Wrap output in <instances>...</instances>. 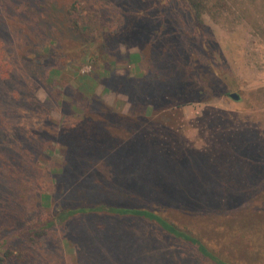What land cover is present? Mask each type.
Listing matches in <instances>:
<instances>
[{
	"label": "rangeland",
	"instance_id": "rangeland-1",
	"mask_svg": "<svg viewBox=\"0 0 264 264\" xmlns=\"http://www.w3.org/2000/svg\"><path fill=\"white\" fill-rule=\"evenodd\" d=\"M229 4L0 0L1 264H264V0Z\"/></svg>",
	"mask_w": 264,
	"mask_h": 264
},
{
	"label": "trees",
	"instance_id": "trees-1",
	"mask_svg": "<svg viewBox=\"0 0 264 264\" xmlns=\"http://www.w3.org/2000/svg\"><path fill=\"white\" fill-rule=\"evenodd\" d=\"M188 1H189V5H190L191 10L199 18H202V15L205 12L211 13L215 18L216 17L221 18L224 16L225 13H229V11L231 10L230 9L231 6L229 4L230 0H188ZM78 5H79V3H76V2L74 4H72L71 13L73 11L77 10ZM263 12H264V9H263ZM75 25L79 26L80 22L76 21ZM11 69H12V65L10 64V62L8 60H5L4 56L1 55L0 56V75H5V76L9 75L11 72ZM240 128H238V130L237 129H235V130H237L241 135L237 132H233V136H235L237 133V135L235 136V138L237 140H234V141L232 140L230 143V145L233 147L232 153L235 154V156L233 157V159L231 161L232 166H235V163L241 159L245 160L241 156V154H238V151L241 150L242 145L239 147V145H237V143H239V141H242V142L244 141L246 143V145H250V144H253V142H254V133L252 132L253 128L244 127V126H242ZM246 135L248 138L246 137ZM253 153H254V151H253ZM240 163H242L243 166L250 164V162H247L246 160H245V162L240 161ZM249 182H251V181L248 180L246 183H249ZM216 194L218 196L220 195V193H216ZM94 211L101 212V213L113 212V213H116L117 215H122V216L127 215V214L143 216V217L145 216V217H148L152 220H155L166 231L171 232L172 234L184 237L185 239H189L190 242H191V240L195 241L191 238L190 235L186 234L185 232L178 230L173 224L168 222L166 219H164L160 215H158L152 211H149V210L128 209V208H112V210L111 209H104V208H91L90 209V212H94ZM72 213H75V212L70 211L67 213V216L69 217ZM225 215L226 214L222 213V217H224ZM63 218L67 219V217H65V216ZM219 218H221V217L218 216L217 213H211V216L207 217V221L208 222L213 221L217 225L222 226V222H220L218 220ZM252 219H254V216ZM247 225L250 228L254 229L255 231H259L261 229L260 225L257 223V220L251 221V220L243 219L242 226H241V229L244 228L242 230L243 232H245V228ZM41 232H42V230L38 232V235ZM222 234H224L226 237L230 238L231 239L230 241L232 243L239 242V240H240L239 238L235 237L232 234L230 229H224L223 228ZM200 249L202 250V253L205 256H207L211 260H214V262H216L217 264H222L220 261H218L216 259L215 255H213L205 246L200 245ZM6 257H7V252H5L3 255H0V264L3 261H5Z\"/></svg>",
	"mask_w": 264,
	"mask_h": 264
},
{
	"label": "water",
	"instance_id": "water-1",
	"mask_svg": "<svg viewBox=\"0 0 264 264\" xmlns=\"http://www.w3.org/2000/svg\"><path fill=\"white\" fill-rule=\"evenodd\" d=\"M233 96H234L235 98H238V95H237V94H235V93L233 94Z\"/></svg>",
	"mask_w": 264,
	"mask_h": 264
}]
</instances>
